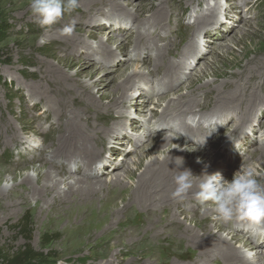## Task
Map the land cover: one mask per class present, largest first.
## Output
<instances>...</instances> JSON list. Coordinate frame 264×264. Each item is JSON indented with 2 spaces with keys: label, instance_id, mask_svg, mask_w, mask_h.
Returning a JSON list of instances; mask_svg holds the SVG:
<instances>
[{
  "label": "bare ground",
  "instance_id": "obj_1",
  "mask_svg": "<svg viewBox=\"0 0 264 264\" xmlns=\"http://www.w3.org/2000/svg\"><path fill=\"white\" fill-rule=\"evenodd\" d=\"M152 2L148 6V2L141 0L137 7L129 1L80 0V7L75 12L63 16L62 20L46 27L44 32L41 31L46 37L58 41L53 51L57 56V63L66 68L74 67V70L69 73L51 61H42L39 66L40 79L27 87L32 106L43 103L44 111L39 112V115H34L33 112L13 115L11 118L19 123L18 128L12 125V121L4 125V129L8 130V141L17 143L21 133H31L33 138L22 141L25 144L18 160L5 170L9 179L6 185L0 187V198L15 196L24 205L32 199L40 211L56 216L57 219L65 217L72 220L77 214H83L86 221L98 223L108 222L112 215L135 211L133 206H138L140 210L135 211L136 218H130V222L138 229L141 238L149 235L156 238L167 237V264H264V240L258 241V237L252 232L259 230L263 235L264 223L257 226L244 222L239 228L236 220L227 223L216 221L212 219L214 214L211 206H204L208 210L202 211L194 198L197 190L195 185L203 178L201 175L205 172H219L222 168L220 153L208 156L211 150L207 145V138L203 136V128L209 127L211 123L214 136H218L215 130L219 127V131L223 133L220 140H233L229 134H239L233 143L241 142L246 150L247 146H252L248 134L257 126L264 129V59L244 64L234 72L221 71L215 66L211 70L212 81L200 86L199 97L192 96V93L180 98L177 96L160 113L150 110L149 118L161 123L158 126L153 124L141 133L145 138L155 130L167 128L173 133V130H177L180 136L164 132L152 135L150 144L142 148L140 155L130 164H125V154L119 156L120 164L112 160L113 151L119 147L116 137L124 134L121 125L125 123L131 130L138 123L123 109L137 103L130 90L141 71L133 66L131 72L117 80L103 79L96 76L97 68L92 65L93 61H83L79 55L81 51L92 49L97 58L104 59L113 56L114 50L125 52L128 49L123 42L111 47L114 32L111 27L106 29L112 34L101 38L99 31H95L98 25L91 21L97 14L105 17L108 15L110 19L118 16H124L130 21L135 19L137 28L129 33V41L134 43L131 51L143 48L146 43L153 44V56L148 61L151 71L148 69L146 75L151 76L153 72L161 75L155 82L159 91L170 88V80L176 79L173 69L178 60L166 61L162 57L164 52L158 45V40L153 36H161L172 29V26L166 28L164 22L167 20V1L158 0L156 4ZM102 9L110 11L109 14L101 13ZM93 11L94 14H91ZM145 11H151L145 17L151 20L150 25H145V19L141 18ZM78 23L82 25H77ZM66 25L74 26L71 36L62 33ZM89 40L95 42L94 47ZM127 60H135V55H129ZM204 75L205 73L198 75L196 80L199 81ZM219 76L225 79L217 82L216 78ZM102 80L104 81L101 82ZM164 82H167L165 86ZM147 95L148 93L141 98L140 105L147 102ZM207 110L209 112H205ZM188 113H192L188 121L179 123L176 127L169 125L179 114ZM259 113H262V117L258 116ZM142 117L146 123V117ZM224 119L226 123L234 120V125L230 126L232 128L227 129L228 133L224 132L226 129L221 123ZM214 121L218 123L215 125ZM43 122L48 123V126L42 127ZM260 136V144L250 149L244 161H241L247 163L251 155L258 154L255 161L248 163L255 167L257 173L259 170L264 171V134ZM35 138L41 140L35 141ZM198 138L203 146H191L190 142H197ZM135 145L134 142L130 149L134 150ZM231 156H225L228 164L220 171L223 176L229 173L230 179L233 176L229 172ZM239 156L235 155V160ZM246 163L243 164L247 165ZM79 166L84 167L82 173L77 172ZM103 166L111 169L108 180L102 177L103 172H108ZM28 169L32 173H21ZM184 169L190 170L194 175V187L183 202H176L170 197L174 189L173 177ZM18 170L20 179L17 181ZM3 172L0 170V175ZM257 178L264 183V175L258 173ZM102 190H106L107 194L99 196ZM118 201L122 204L121 207ZM15 205V201L10 199L5 202L4 207L15 208ZM149 214L154 219L157 218L156 221L150 220L147 217ZM147 221L151 226L147 225ZM245 232H250L251 236L246 237ZM251 248L254 249L253 252ZM107 249L109 252L101 259L109 263L113 257L109 253L113 248ZM180 250L189 251V256H181ZM114 252L119 253L121 250ZM146 261L144 264L154 263L153 260ZM127 263L134 264L131 261Z\"/></svg>",
  "mask_w": 264,
  "mask_h": 264
},
{
  "label": "rangeland",
  "instance_id": "obj_2",
  "mask_svg": "<svg viewBox=\"0 0 264 264\" xmlns=\"http://www.w3.org/2000/svg\"><path fill=\"white\" fill-rule=\"evenodd\" d=\"M124 1L132 2L138 7L141 0H120L122 3ZM145 1L148 2L149 6L152 5L150 2L153 1L155 3H152L156 4L158 0ZM166 1L168 13L167 20L164 22L166 28L172 26V29L161 34V36L156 34L153 36L155 40H158L157 43L164 52L162 57L166 61L174 62L178 60V63L174 66L175 69H173L176 73V79L174 81L168 79L171 82L170 88L159 91V86L155 85V82L161 78V75L156 72H153L151 76L146 75L148 69L151 71V66L148 63L153 56V44L146 43L143 48H136L131 51L134 43H131L132 40L129 41V33L137 28L135 19L130 21L124 16L110 19L108 15L105 17L103 14H97L91 21L98 25L95 31H99L101 38L104 39L105 36L112 34L107 30L111 27L114 31L111 47L114 48L116 44L123 42L128 46V49L125 52L114 50L113 56L104 57V59L97 58L98 56L92 49L81 51L79 55L83 61L92 60V65L97 68L96 76H100L103 79L117 80L122 75L131 72L135 66L141 71L140 75L135 78V85L131 88V92L129 91L136 97L137 103L129 105L125 109L122 108L129 117L135 118L138 123L131 130L130 128L128 129L127 124L121 125V130L124 134L116 137L119 140L117 142L119 147L112 153V160L116 164H120L119 156L124 154L127 157L125 164H130L133 160H136L142 148L150 144L152 135L156 136L164 132L165 134L180 136L177 130H173L175 131L173 133L165 128L163 130H155L149 137H142L141 133L146 131L147 128H151L153 124L158 126L161 123L154 122L153 118H149L150 110L160 113L167 104L176 100L177 96L180 98L189 93H192V96L200 95V86L207 81H212L211 70L215 66L221 71L234 72L235 70H240L244 64L255 63L264 59V0ZM28 5V0L0 1L2 18L9 28L6 31V35L0 40V170L4 171L0 175V187L6 185L9 179V174L5 170L12 167V164L18 160L22 152L25 144L22 141L30 137L33 138L31 133H21L17 143L16 141H8V130L4 129V125L8 121H12V125L18 128L19 123L11 118L13 115H24L25 112L30 114L33 112L34 115H39V112L44 111L43 103L39 104V106L37 105V108L32 106V101L29 100L30 92L27 87L40 79V64L42 61H51L60 68L66 69L64 70L66 72L72 73L74 70V67L66 68L57 63V56L53 54V51L58 41L46 37L45 33H43L45 28L39 27L34 22ZM106 11V9H102L101 13L109 14L110 11ZM94 12L91 14H94ZM150 12H143L141 18L145 19L151 14ZM150 21V19H145L143 23L146 22L145 25H150L152 23ZM169 23L170 25H168ZM79 24L82 25V23L77 25ZM85 26L88 28L87 25ZM133 35L135 34L133 33ZM89 42L92 47L95 46V42L90 40ZM180 52H182L181 55ZM129 55H135V60H127ZM202 73H205V77L202 76L197 81V76ZM222 77H217L216 81H223L225 77ZM164 83L165 86L167 82ZM146 93H148L147 102L140 105L141 98ZM140 108H145V110L142 111ZM205 112H209V110ZM190 114H179L177 118L169 122V125L176 127L179 123L188 121ZM142 115L146 117V123L143 122L144 118ZM258 116L262 117V113H259ZM233 121L231 120L230 122L229 120V123H226V119H224L221 122L226 129L224 132L227 131L228 133V130L232 128L230 126L234 125ZM43 123L42 127L48 126V123ZM211 127L213 125L210 123L209 127L202 129L204 131L203 136L207 138V145H209L211 150L208 156L212 157V155L215 156V153H220L222 155L219 159L220 164L224 168L228 164L227 157L232 155V161L229 165V172L231 171L232 173L238 170L241 164L246 163L241 161H244L250 149L258 145V143L260 144L262 140L260 135L264 134V129L258 126L254 128L252 133L248 134L252 146L250 148L247 146L246 150L243 149L241 142L233 143L239 137V134H229V137L233 140H220L221 136H223V133L219 131L220 128H216L217 130L215 131L218 136H214V131ZM138 134L140 136H137ZM224 135L226 134L224 133ZM38 140L40 141L41 138H35V141ZM196 141L190 142V145L201 148L203 145L200 138ZM134 142L136 144L135 149L131 150L130 147L133 146ZM235 155H240L238 160H235ZM257 156L258 154L251 155L246 164L248 165L250 161H255ZM103 167L108 172H103L102 177L108 180V173L111 169L107 166ZM222 168H220L219 172ZM83 169L84 167L79 166L77 172L82 173ZM19 172L18 170L17 181L20 179ZM26 172L32 173V170L21 171V173ZM258 173L264 175L262 170H259ZM224 177L230 179L231 176L227 173ZM105 194H107L106 190L99 192V196H104ZM10 199L15 201V208L4 207L5 202ZM31 200L27 205H24L15 196L0 198V250L3 252L15 251L25 244L24 237L18 235L14 230V225L26 215L31 219L33 228L31 246L36 251L50 256L40 264H128V261L134 264H144V262H147L146 259H149V261L153 260V264H167V237L160 236L156 238L153 235H149L141 238L138 229L130 222L131 219L136 218L135 211L140 210L138 206H133L135 211H125L124 214L121 213L118 216L112 215L108 222L98 223L97 221H86L83 218V214H77L72 220H68L65 217L57 219L56 216L40 211L39 207L35 206L34 201ZM118 205L119 207L122 206L119 201ZM202 207L204 208V206L200 205L201 210ZM147 217L150 220L156 221L157 219H154L151 214ZM243 224L244 222L238 221L239 228ZM147 225L151 226L150 222L147 221ZM252 232L258 237V241L264 240V233L262 235L259 230ZM245 236L250 237L251 233L245 232ZM107 248H113L112 253H109L111 257L113 256L109 263L101 259L102 256L109 252ZM117 250H121V252H114ZM250 250L253 252L254 249L251 248ZM179 254L188 257L189 251L180 250Z\"/></svg>",
  "mask_w": 264,
  "mask_h": 264
},
{
  "label": "clouds",
  "instance_id": "obj_3",
  "mask_svg": "<svg viewBox=\"0 0 264 264\" xmlns=\"http://www.w3.org/2000/svg\"><path fill=\"white\" fill-rule=\"evenodd\" d=\"M28 7L34 22L46 28L75 12L80 7V0H29ZM73 31V25L62 29V33L68 36ZM201 176L203 178L195 185L194 198L201 206H211L212 219L223 223L236 220L257 226L264 223V183L257 178L254 166L241 164L231 179H226L220 172H205ZM193 177L188 169L173 177L172 200L183 202L186 199L194 187ZM207 210L202 207V211Z\"/></svg>",
  "mask_w": 264,
  "mask_h": 264
},
{
  "label": "trees",
  "instance_id": "obj_4",
  "mask_svg": "<svg viewBox=\"0 0 264 264\" xmlns=\"http://www.w3.org/2000/svg\"><path fill=\"white\" fill-rule=\"evenodd\" d=\"M8 29V24L3 20L0 10V40L6 35ZM14 230L18 235L23 236L26 242L23 246L12 252L5 253L0 250V264H40L50 257L46 253L36 251L31 246L30 242L33 228L31 219L28 216H23L14 225Z\"/></svg>",
  "mask_w": 264,
  "mask_h": 264
}]
</instances>
